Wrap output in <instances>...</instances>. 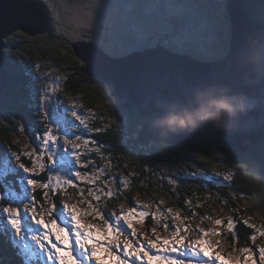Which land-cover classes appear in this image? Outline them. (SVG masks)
Here are the masks:
<instances>
[{"label": "water", "instance_id": "95a60500", "mask_svg": "<svg viewBox=\"0 0 264 264\" xmlns=\"http://www.w3.org/2000/svg\"><path fill=\"white\" fill-rule=\"evenodd\" d=\"M240 9L248 13H237ZM227 10L233 52L221 61L205 63L163 48L114 59L96 46L82 43L74 45V52L86 64L91 82L106 86L116 105L130 113L140 112L149 140L169 144L174 150L224 143L252 157L258 174L264 177V0H230ZM20 31L30 37L51 32V15L44 2L0 0V93L7 87L4 51L11 44L6 40ZM51 85L60 82L52 80ZM226 97L243 101L245 107L234 115L225 114L220 129H211L209 124L171 131L161 123L169 115H186ZM44 111L51 116L54 107L46 103ZM158 129L166 131L167 138L153 133H159ZM190 138L193 140L188 141ZM210 138L216 141L204 144ZM69 172L61 166L51 175L70 181Z\"/></svg>", "mask_w": 264, "mask_h": 264}, {"label": "trees", "instance_id": "16d2710c", "mask_svg": "<svg viewBox=\"0 0 264 264\" xmlns=\"http://www.w3.org/2000/svg\"><path fill=\"white\" fill-rule=\"evenodd\" d=\"M54 10L55 8L52 10L49 9L51 16ZM58 25L62 28L60 23H57L53 27L51 17L50 33L30 37L28 34L20 31L14 33L6 40V43L8 42L11 46L4 51L6 58L8 57L5 62L8 77L7 87L3 93H0V142L10 145L9 148H15L14 150L20 151L18 143L12 140L10 134L11 131H13L14 134L18 128L17 125H12L10 122L11 119L14 118V115L11 112L7 113L2 111V109H8L9 104L15 101L14 97L16 98L17 104H13L18 106L21 101L22 105L19 106L26 109L27 101L24 97H21V92L26 94L25 89L27 85L32 84V82L23 79L21 69L18 64H14L10 54L18 51L20 54H25L27 56V53L32 51V53L38 54V57L41 59L54 60L58 65L64 62L67 64L69 62V66L75 68L74 76H69L64 83L66 91L72 92L76 96L82 95L83 97L84 93H86L88 95V101L94 103V105L97 101H100L106 103L107 106L110 104V107H112H107L102 112L103 120L106 122H109L110 118L116 121L113 125L108 126L106 132L102 133V143L108 144V152L110 154H104L105 158L103 160L100 159V164L103 167L104 164H108L105 171L112 177H119V174L122 172L126 174L132 172L136 173L134 177L129 175V193H126L127 197L128 194H146V198L151 199L153 211L156 212L157 203L159 202L157 200V195L165 196L170 193L173 197L168 198L167 204L180 211L186 212L190 217L192 216L188 211L189 205L185 204L186 199L193 200V203L190 205L192 212L193 210H197V212L204 213L207 205L212 202L215 206L223 207L226 210H232V207L233 209L237 208V210L231 212L236 218L233 217L238 221L253 223L252 217L254 215H264V177L258 174L255 168L256 163L252 157L236 152L224 143V145H216L214 147L192 145L183 150H174L169 144L149 140L146 133L143 131L144 119L140 112L135 111L134 113H130L122 109L112 101L111 94L106 86L91 82L86 72V64H84L74 52V45L76 42L70 44L60 39L56 31ZM147 31L149 32V30ZM230 32L233 35L232 27ZM59 34L64 35V32L61 30ZM220 34L223 35L222 32ZM164 35H166L167 41L172 39V34L170 32ZM29 38L35 43L30 44L31 41ZM44 43H46L47 46H42ZM161 44H163L162 40ZM61 45H64V47H61ZM164 47L165 49H169L166 45H164ZM180 49L181 52H184V55H190L189 50L191 47H180ZM66 51L70 53V57L62 56ZM170 51L174 52L172 50ZM227 54L225 53L224 56H227ZM71 57H74L76 62H74ZM218 59L221 58H210L211 61ZM20 66L23 67L24 64ZM39 77L41 78L40 81L54 79L51 78V76L45 78L42 76L41 72L39 73ZM90 107H92V105H90ZM98 108L101 109L102 106L100 105ZM111 113L112 115H110ZM127 117H129V119H127ZM15 119L17 118L15 117ZM7 120L8 124L6 123ZM39 132L41 134H46L43 128L39 129ZM80 133L84 135V131ZM245 145H247L246 142ZM90 156H93V154ZM200 156H204L205 159H200ZM108 157H110V159H108ZM98 160L99 159H95V161ZM24 162L27 163L26 160ZM100 168L102 167L96 164V169ZM213 169H218L219 173L227 171L229 174L232 173L234 175L228 180L222 179L220 175L217 174L220 180L227 183L225 186H217L202 177H198L195 180H188L192 179L189 178V176L195 175L196 172L213 175ZM44 173L46 177L40 176L41 180L49 176L48 172ZM32 178L35 180L34 177ZM173 178L178 180L175 186L169 183V180ZM119 180H117V185L119 184ZM116 187L118 186L111 188V190L120 193ZM191 189L194 190L192 191ZM84 192L87 193V189H85ZM77 193L79 195V191H77ZM101 196L103 198L99 202V207L101 211L106 214V206L111 207L117 204L118 199H116V197H104L103 192H101ZM207 197H210V199ZM228 197H230L231 202L229 204H224L227 202ZM121 198L124 197L121 196ZM90 199L92 198L90 197ZM244 202H248V206H243ZM22 204L25 205L23 201ZM38 204L37 202L36 205ZM197 205H199V207H197ZM162 206L163 205L160 204L159 208ZM196 217H198L197 214L195 215V218ZM5 218L6 215L4 212L0 211V264H25V260L27 259V256L23 254L25 247L37 253L36 259L29 260L28 264H49L44 253L40 251L39 247H37V249L32 247L33 245L29 242V239L26 241L29 246L20 243V237L11 229L8 220ZM243 218H245V220H243ZM146 222L153 223L151 215ZM27 224L32 227L37 225L30 215L29 221L27 222L25 219L24 225H21L22 231L29 229ZM222 227L226 231L222 233L220 237H214L212 239H219L226 253L231 252L234 255H241L238 250L245 246L247 238L249 235L253 234V230L246 227L243 223H238L235 231L239 239L233 242L232 234L229 233L227 229L226 220ZM122 229L126 230L125 222H123ZM258 238L263 239L264 237L258 236ZM247 243L248 246H252L250 241H247Z\"/></svg>", "mask_w": 264, "mask_h": 264}, {"label": "snow or ice", "instance_id": "6c2138e0", "mask_svg": "<svg viewBox=\"0 0 264 264\" xmlns=\"http://www.w3.org/2000/svg\"><path fill=\"white\" fill-rule=\"evenodd\" d=\"M70 24L71 22L69 21V26ZM59 30L61 28L58 25L57 31ZM65 34L67 35L66 29ZM76 35L79 38V34L77 33ZM29 40L31 41V38ZM34 43V41H31L30 44ZM42 46L47 45L44 43ZM61 47H64V45H61ZM64 55L70 57V53L67 51ZM71 59L76 62L74 57H71ZM53 72H57V69H53ZM47 74L51 75L52 73ZM64 75V73H59L56 78L61 79ZM49 88L53 92L59 91L60 85H49ZM47 98L48 90H45L44 99L47 100ZM75 106L78 108L83 107L82 104L78 105L76 103ZM82 120L88 128L92 139H88L86 143L84 141H77V143H80L81 148L88 154L101 153L103 146L99 141L93 144V140H95L94 137L96 135L106 132L108 125L101 118L100 126L92 128V124L96 121V115L91 110L88 111ZM24 131L21 122L20 133L24 134ZM45 132L46 135L43 136V139L49 143L53 142L55 139L54 130L46 129ZM14 155L15 162L19 168H23L32 176L44 174L45 159L48 158L47 156H40L38 152H33L29 143H25L24 147L20 151H16ZM81 155H84V153H81ZM104 158V156L100 157L102 160ZM199 158L205 159L204 156ZM25 159L29 163L26 164L24 162ZM88 165L89 162H85L83 166L87 168ZM107 167L108 164H104V167L99 169V171H104ZM213 171L219 174L222 179L230 180L232 175H234L229 174L227 171L219 173L218 169H213ZM129 175L134 177L136 173L132 172L122 176L118 185L113 179L106 181L99 188L89 187L87 195L92 198L91 200L85 199L84 190L79 189V199L72 203L68 202V200L73 199L71 193H68V198L60 203H57L52 198L53 196L62 195L67 188L53 187V184H50L47 180H29L33 189V204L36 203L35 194L37 190L42 191V195L39 198L40 203L32 209V215L43 229V234L36 237V240L40 251L44 253L49 264H84L85 260L89 264H177L174 258L166 257L162 253L178 252L181 246L192 247L197 255L204 256L206 260H213L216 264H264V245L256 244L258 236L264 237V225L257 227L248 221H238L234 217H227L226 225L229 233L232 234L233 242L239 239L235 231L238 223H243L246 227L253 230V234L247 238V241H250L252 246H248L246 241L245 246L238 250L241 255H234L231 252H225L219 239H212L221 236V233L216 229H206L199 226L193 228L185 223L190 218L189 216L181 219L180 213H174L172 208L161 212L159 205L163 204V201L157 203V211L152 213L146 211L149 208L147 203L138 205L139 208L145 210H138L136 206L138 202H134V206L128 207L127 210L121 208V219L126 222V230H122L118 224L108 222L99 207V202L103 198L101 192H103L104 197L111 198L110 189L112 187H108V184L126 188L129 183ZM80 181H88L90 185L97 182L95 177L89 176L87 172L81 173ZM169 183L175 186L178 180L173 178L169 180ZM68 187L71 188L73 186L69 185ZM207 198L210 199V197ZM93 201L96 203H93ZM185 204L189 205L188 211L191 216H195L196 213L191 211V201H185ZM2 210L11 229L19 235L21 233L19 207L9 204L4 205ZM62 211L65 212L70 226H65L64 221L58 218ZM142 215L144 218L141 221ZM149 215L152 216L154 222L159 221L157 217L170 218L172 223H164L162 227L165 231L171 229V234L162 235L157 231L156 227H152L149 231H138L134 220L138 219L140 223H145V218ZM205 218L211 219V217ZM95 221L100 222L96 223ZM213 222L218 226L225 223L223 219H215ZM191 233H196L195 238H193ZM23 254L27 256L25 264H28L29 260H35L37 257V253L27 247L24 248Z\"/></svg>", "mask_w": 264, "mask_h": 264}, {"label": "rangeland", "instance_id": "374dc122", "mask_svg": "<svg viewBox=\"0 0 264 264\" xmlns=\"http://www.w3.org/2000/svg\"><path fill=\"white\" fill-rule=\"evenodd\" d=\"M227 2L228 0H158L157 4L153 7V11L150 13L149 18H148L149 20H153V22L150 24L149 22L144 21V23L142 24V28L144 31L149 30L148 32L149 36L156 34V31L159 28L161 30V35L159 36V39L163 41L164 45H166L170 50L174 52L184 53V52H181L180 47L181 48L191 47V49L189 50L190 55L198 59H201L204 61H210V58L212 57L221 58L225 55V53L227 54L229 51H232V44L230 42L231 26H230L229 17L227 14ZM60 32L61 30H59V33ZM167 32H170L172 34V39L169 41L166 40V35H164ZM221 32L223 33V35L220 34ZM36 60L39 64L38 69L41 71L42 76H44L45 78L51 76V78L57 79L56 78L57 74L64 73L65 75L61 79H58V80L64 81L66 79L65 69L67 68V65L65 63H61L60 65H58L54 60H51V59L45 60V59L37 58ZM53 69H57V72H53ZM47 73H52V74L48 75ZM44 81L46 82L47 79ZM45 86H48V85L46 84ZM45 89L46 90L48 89V99H50L51 97H55L58 104L59 103L61 104L62 108H66L68 112L69 111L75 112L80 117L81 120L83 117L86 116L84 114V104H85L86 96L84 97L75 96L74 93L72 92H69V91L65 92L61 85H60L59 91L53 92L50 90L49 86L44 88L43 90L44 92H45ZM14 99L16 98L14 97ZM75 103L78 105L82 104L83 107L78 108L75 106ZM108 107L112 108L110 107V104H108ZM2 111L7 112V113L11 112L14 115V111L11 107V103L9 104L8 109L6 110L2 109ZM40 114L43 115V112L41 111ZM110 115H112V113ZM39 116H38L37 124L42 123L41 118ZM6 123L8 124V120L6 121ZM82 123H83V120H82ZM20 126L21 125L19 124L18 128L14 132V135H13V131H11L10 134H11V138L13 141L15 140L19 141V147L21 149L24 147L25 143H29L31 145L33 152H38L40 156L50 155L51 150L54 149V146H55L54 141L58 139V136H59L58 132H54L55 139L53 140V142H50L51 147L47 149L46 144L49 142H46V141L44 142V139H41L38 137L37 139L34 138L35 143H33L31 140V138H33V136H31V133L27 134L26 131H24V134H21ZM80 127L82 128V126ZM157 132L159 133H156L153 130V133L156 134L158 137L161 136L163 138H167L166 131L160 132V129H158ZM62 140L64 142L66 153H68V155L70 156L77 157V160H79V157L82 156L81 153H84V149L81 148L80 143H77V141H84L86 143L88 139H84V137L76 135V136L67 138V140H64L62 137ZM191 140L193 139L190 138L188 141H191ZM188 141H185L184 143H187ZM208 142H211V141H205V143L200 141L199 143L208 144ZM208 147H211V146L209 145ZM102 151L104 154H107V153L110 154L108 152L109 148L106 145L103 146ZM4 154L7 155V153H4ZM14 161H15V158H14ZM45 163L46 165H45L44 170H47L49 166V160L45 159ZM50 163L52 167L53 162L51 158H50ZM212 172L214 171L212 170ZM81 173L82 172H78L76 170L77 182L73 184L74 188L72 187L68 188L66 192H64L62 195L52 197L57 203H60L61 201L67 199L68 193H71L72 198H73L71 200H68L69 203H72L76 199H79V195L75 189L84 190V185L81 186V184H84V183L89 184L88 181H83V182L80 181ZM88 175L94 176L96 181H101L102 176H101V173L99 172L88 173ZM124 175H127V174L125 172H122V174L120 175V178ZM40 176H43V175H38V177L35 178V180L40 181L41 180ZM44 177L46 176L44 175ZM220 177L216 175L212 176V178L215 179L214 184H216L217 186H225L227 183H225L223 180H220L219 179ZM29 180L30 179H27L24 181V184H20L21 188H23V189H20V193L18 191H14L13 188L7 187L8 191L4 190L3 191L4 193L0 194V205H3V201H4L5 202L4 205L10 204V205L19 207L20 221H21L22 226L25 223V219L29 220V215L32 209L37 206L36 205L37 202L40 203L39 198L42 195V191L37 190L35 194L36 203L31 204V202H33L34 197L32 196L33 189L29 183ZM42 180H47L50 184H53V187H65V188L68 187V185L65 182L57 181L55 178H53L52 175H49L48 178H45ZM110 180L112 179H109L106 181H110ZM26 184L29 185V188L27 187ZM76 186L78 187L75 188ZM108 186L112 188L115 187L112 184H108ZM118 189L121 194L120 196H117L116 192L110 189L112 197L113 196L116 197V199H118V203L113 205L112 207L106 206L107 207L106 214H104L102 211L101 212L108 222H111L113 224H118L119 227L122 229L123 220L121 219V208H123L124 210H127L128 207L134 206V202H138L136 204L137 207L139 204H145V203L151 206L149 204L151 199L146 198V194L144 193L128 194V197H127L126 193H129L128 186L126 188L120 187ZM121 196L124 198H121ZM169 197H171L170 193H168L165 196L157 195V200L164 202L162 204L163 205V208L161 209L162 211L160 210L161 212H164L166 209L171 208V206H168L167 204ZM84 198L90 200L89 196H85ZM22 201L25 203V205L22 204ZM230 202H231V199L230 197H228L227 202H225L224 204H229ZM26 205L30 206V208H28ZM243 206H248V202H244ZM138 210H139V207H138ZM235 210H237V208L233 209L232 207V210H226L225 208L219 207V206L217 207L212 202H210L206 207V210L204 212L205 214L200 215L202 221H200V219L193 218V219H188L187 221H185V223H187L189 226L193 228L199 226V227H203L206 229H216L217 231H219L221 228L220 226L215 225L214 222L211 221L210 219H207V218L204 219V217L208 216V217H211V219H214V218L215 219H227V217L234 216L231 211H235ZM152 212L153 210L150 211V213ZM175 212H178V211L174 210V213ZM180 217L181 219L184 218V216L182 215H180ZM58 218L64 221L65 226H70V222L67 221L66 219L65 212L62 211ZM143 218L144 217L142 215L140 218L141 221L143 220ZM33 219H35V217ZM157 219L159 220L158 222H160V224H154V225L147 224L146 225L145 223H135V222L134 224L136 225L138 231H149L152 227H156L157 231L161 233L162 235H166V236L170 235L171 229H169L168 231H165L164 228L161 226V224L162 225L164 223L171 224L172 223L171 219L168 217H157ZM162 219H164L165 221ZM243 220H245V218H243ZM252 221H253V224H255L256 226L258 225V227H260L264 225V215L256 214L252 217ZM95 222L99 223L100 221H95ZM33 229H35L36 231L34 230L33 232L31 231L26 232L27 230H24L21 236V240L26 242L28 241L27 239H29V242L33 245L32 247L37 249L38 245H37L36 237H39L43 234V229L40 226L39 227L36 226ZM191 235L193 236V238H195L196 233H191ZM256 244L264 245V238L263 239L257 238ZM188 254L195 257L193 258L194 262L185 261L186 257L184 255H188ZM162 255L166 257L170 256L174 258L177 261V264H216V262L213 260H206L204 256L197 255L194 249L188 246H181L178 252L177 251H172L170 253L165 252V253H162ZM257 256H258V253H257ZM84 264H89V262L85 260Z\"/></svg>", "mask_w": 264, "mask_h": 264}, {"label": "flooded vegetation", "instance_id": "af4514ba", "mask_svg": "<svg viewBox=\"0 0 264 264\" xmlns=\"http://www.w3.org/2000/svg\"><path fill=\"white\" fill-rule=\"evenodd\" d=\"M39 1L46 3L49 9L52 10L55 8V10H57H54L51 16L53 27L57 23H60L62 25V28H60L64 32V35L59 34L56 27L57 35L60 39H63L70 44L76 42V44L82 43L86 45H94L104 54L114 59L124 58L133 53L143 52L161 45V40L159 39L161 30L159 28L157 29L156 34L150 36L148 31L146 32L142 28L144 21H147L150 24L153 22V20H149L148 18L158 0H84V2L83 0ZM69 21L71 22L70 26ZM65 29L67 35L65 34ZM77 33L79 34V38L76 35ZM27 54L28 55L26 56L25 54H20L18 51L10 54L14 64H18L21 69L23 79L33 82L36 81L33 85L34 93L31 96H25L24 93L21 92V97H24L26 101H28L26 109L19 106L22 105L21 101L18 106L14 105L17 104L16 99H14V104L11 103V107L14 111V118H12L10 122L12 125H17V127L19 125L18 122H22V126L27 129L31 126L32 130L35 131V122L38 121V114L41 109L40 104L42 92L39 84L41 78L39 77V74L35 72L36 66H34L35 64L38 65L36 60L38 54L32 53V51ZM62 56L65 57V55ZM22 59L27 63V67L20 66L22 64ZM28 63H32L33 66L30 64L28 65ZM66 65L67 68L65 71L67 80L69 76H74L75 68L69 66V62ZM31 73L32 76H30ZM25 91L28 94L31 92V89H25ZM84 96L88 99L86 93H84ZM53 98L56 99L55 97ZM86 102L87 101L85 100L84 107ZM89 104L94 107L91 112L96 115V121L92 124V127L97 128L101 124V119L98 116L101 109L95 108L96 105L94 106V103L89 102ZM88 111L89 110L84 109V114L87 115ZM15 117L17 119H15ZM127 119H129V117H127ZM24 120L32 123V125L26 124ZM115 121V119H111L109 122L104 120L105 124L108 126L113 125ZM101 136L102 135H100V139ZM16 142L19 143V141ZM103 144L105 145V143ZM106 146L108 147L107 143Z\"/></svg>", "mask_w": 264, "mask_h": 264}, {"label": "clouds", "instance_id": "9594fccd", "mask_svg": "<svg viewBox=\"0 0 264 264\" xmlns=\"http://www.w3.org/2000/svg\"><path fill=\"white\" fill-rule=\"evenodd\" d=\"M232 37V34H231ZM232 41V38L230 42ZM163 48L164 50L168 51L169 49H165L164 45L161 44L158 47L151 48V49H158ZM150 49V50H151ZM170 51V50H169ZM168 51V52H169ZM144 52V51H143ZM230 51L228 52L227 56L229 55ZM172 54H182L178 52H172ZM191 56L194 59L205 62V63H213L217 61H221L227 56L221 57V59L215 60V61H204L201 59H198L192 55ZM212 86L210 85L209 88ZM244 102L237 100L235 98H221L218 100H211L208 105H202L198 109L194 110L193 112L187 113L186 115H169L166 118H164L161 123L166 125L171 131H177V130H183L186 128H196L198 122H213L217 126H223L225 121V114L227 115H234L238 110L243 111L244 110ZM215 109L214 111L211 109Z\"/></svg>", "mask_w": 264, "mask_h": 264}, {"label": "bare ground", "instance_id": "6f19581e", "mask_svg": "<svg viewBox=\"0 0 264 264\" xmlns=\"http://www.w3.org/2000/svg\"><path fill=\"white\" fill-rule=\"evenodd\" d=\"M255 12V11H254ZM237 13H240V14H243V13H248V11H244V10H242V9H240L239 11H237ZM134 54V53H133ZM132 55V54H131ZM182 105H183V107H184V109L187 111V106L182 102ZM209 124H212L213 125V127H211V129H220V127L219 126H216L213 122H211V121H209V122H201L200 124H198L197 125V128H200L201 127V125H204L205 127H208L209 126ZM206 141H211V142H208L209 144H211V143H214L215 141H216V138H210V139H206ZM216 145H224L223 143H219V142H217L214 146H216Z\"/></svg>", "mask_w": 264, "mask_h": 264}]
</instances>
